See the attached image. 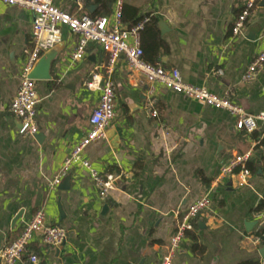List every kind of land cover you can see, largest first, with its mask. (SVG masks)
Wrapping results in <instances>:
<instances>
[{"label":"crops","instance_id":"1","mask_svg":"<svg viewBox=\"0 0 264 264\" xmlns=\"http://www.w3.org/2000/svg\"><path fill=\"white\" fill-rule=\"evenodd\" d=\"M122 1L124 27L134 12L138 19L154 20L143 36L145 57L154 65L176 69L187 84L228 94L249 114L264 112V64L251 83L242 81L250 62L264 51V0L239 37L232 36L231 27L245 0ZM52 2L74 17L100 11L84 0ZM90 7H95L92 12ZM32 23L30 11L0 3V251L42 210L47 224L62 227L66 237L52 247L35 236L29 249L37 264H160L178 216L208 194L225 162L249 153L247 184L238 186L234 177L218 185L209 210L193 221L172 264H264V236L258 237L264 230V207L258 211L264 203V131H238L227 112L158 85V117H148V85L129 72L124 56L110 77L115 107L108 130L119 127L120 142L112 148V140H100L85 152L98 173L119 177L115 189L101 200L79 165L67 175L68 190L48 189L89 131L99 94L85 85L94 71L103 76L107 55L89 44L83 59L73 63L78 35L61 28L62 42L43 56L52 53L50 78L34 80L37 136L21 135L9 105L31 45ZM19 264H30L27 256Z\"/></svg>","mask_w":264,"mask_h":264},{"label":"built area","instance_id":"2","mask_svg":"<svg viewBox=\"0 0 264 264\" xmlns=\"http://www.w3.org/2000/svg\"><path fill=\"white\" fill-rule=\"evenodd\" d=\"M259 0H245L244 6L231 27L233 37L244 36L248 19L255 12ZM5 6L17 7L30 11L33 15L31 30V45L24 52V62L20 72L17 92L9 105V113L19 123V134L35 136L38 133L36 124L37 105L39 98L35 81L30 74L44 54L58 47L62 42L61 28L65 27L78 35V44L71 54L73 63L83 59L89 44L97 45L107 55V63L103 76L94 71L86 82V89L98 93L97 107L88 118L89 131L72 148L65 158L59 172L48 182V189L56 192L69 171L76 165L88 171L97 195L101 200L108 198L115 189L119 177L110 173L100 174L94 170L86 158V149L94 142L107 139V131L114 118L115 91L110 79L114 67L121 56H124L127 68L131 74L141 77L148 85V99L144 111L150 118H157L155 86L174 92L192 100L204 107L227 112L235 120L234 127L238 131L252 133L264 131V112L249 114L235 104L228 94L218 96L210 93L205 87H197L183 82L176 69H164L143 60L140 46V32L148 18L131 27H124L123 1L117 0L111 16L91 18L89 16L74 17L57 8L52 0H0ZM264 37V31H263ZM264 64V51L253 58L248 65L242 81L251 83L257 71ZM218 76L222 75L219 71ZM250 154L237 155L225 162L218 176L211 181L210 190L206 196L191 203L179 216L176 230L172 236L160 264H172L180 244L186 233L192 230L193 221L209 210L213 191L225 180L237 177L238 186L247 184L249 170L246 166ZM41 236L43 244L52 247L61 246L66 237L65 230L60 226L48 225L42 210L36 211L32 218L23 226L20 236L10 246L0 251L1 264H19L27 256L30 264H37V256L30 251L29 246L35 236Z\"/></svg>","mask_w":264,"mask_h":264},{"label":"water","instance_id":"3","mask_svg":"<svg viewBox=\"0 0 264 264\" xmlns=\"http://www.w3.org/2000/svg\"><path fill=\"white\" fill-rule=\"evenodd\" d=\"M95 7H90L88 10L89 12H92V10ZM254 32V31H252ZM52 53H49L48 55H46L45 57H42L43 59L40 60V62H38L37 66L35 65L31 74H30V78L33 80H47L50 78V74H49V69H50V58H51ZM122 135V131L119 127H115L111 130L107 131V140H112V148H116L120 142V138ZM37 136V135H36ZM70 185V178L67 176L64 178V180L62 181L61 185L59 186L60 190H68ZM60 214L61 213V209H59ZM18 218H16L14 220V222L12 223V227L14 226L15 221Z\"/></svg>","mask_w":264,"mask_h":264},{"label":"trees","instance_id":"4","mask_svg":"<svg viewBox=\"0 0 264 264\" xmlns=\"http://www.w3.org/2000/svg\"><path fill=\"white\" fill-rule=\"evenodd\" d=\"M92 2L94 4H97V5L100 6V11H98L96 14H93L92 16H90L91 18H95V17H100V16H109L110 5L114 2V0H84V4L86 6L89 5ZM123 11H125V7L124 6H123ZM144 19L145 18H143V19L142 18H139V19L136 18V12H134L132 17H130V24H129L128 27L134 26V25L138 24L139 22H141ZM124 22H126V21L124 20ZM152 23H154V20L149 18L148 21L145 23L143 30L140 32V46H141V49L143 51V60L145 62H147V63H150V64L154 65L149 59H147L145 57V50H144V47H143V36H144L145 32L147 31V29L149 28V26ZM263 207H264V203L258 207V211L263 209ZM262 236H264V230H262L261 232L258 233V237H262ZM14 241H16V239ZM11 244H9L8 246H10Z\"/></svg>","mask_w":264,"mask_h":264}]
</instances>
